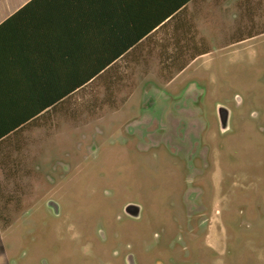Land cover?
<instances>
[{
  "label": "rangeland",
  "instance_id": "obj_1",
  "mask_svg": "<svg viewBox=\"0 0 264 264\" xmlns=\"http://www.w3.org/2000/svg\"><path fill=\"white\" fill-rule=\"evenodd\" d=\"M252 8L242 42L133 104L132 123L95 119L86 137L105 135L2 183L0 264H264V0Z\"/></svg>",
  "mask_w": 264,
  "mask_h": 264
},
{
  "label": "crops",
  "instance_id": "obj_2",
  "mask_svg": "<svg viewBox=\"0 0 264 264\" xmlns=\"http://www.w3.org/2000/svg\"><path fill=\"white\" fill-rule=\"evenodd\" d=\"M256 4L0 0V184L52 171L54 157L83 148L69 142L105 135L86 137L95 119L132 123L123 119L133 104L152 107L148 94L174 87L214 46L242 42Z\"/></svg>",
  "mask_w": 264,
  "mask_h": 264
},
{
  "label": "water",
  "instance_id": "obj_3",
  "mask_svg": "<svg viewBox=\"0 0 264 264\" xmlns=\"http://www.w3.org/2000/svg\"><path fill=\"white\" fill-rule=\"evenodd\" d=\"M218 120H219V126L221 130H225L227 128V122H228V110L225 108L219 107L218 109ZM48 206L51 207L54 214L58 213V207L54 203H48ZM124 212L126 215H128L131 218H138L140 214V207L134 204H128L124 208ZM128 264H133L132 258L127 259Z\"/></svg>",
  "mask_w": 264,
  "mask_h": 264
},
{
  "label": "trees",
  "instance_id": "obj_4",
  "mask_svg": "<svg viewBox=\"0 0 264 264\" xmlns=\"http://www.w3.org/2000/svg\"><path fill=\"white\" fill-rule=\"evenodd\" d=\"M88 79H89V77H86V78H85V81H87ZM82 83H83L82 80H80L79 83L77 84V86L75 85V86H73V87H75V88H76V87H80V85H82ZM63 95H65V94H63Z\"/></svg>",
  "mask_w": 264,
  "mask_h": 264
},
{
  "label": "clouds",
  "instance_id": "obj_5",
  "mask_svg": "<svg viewBox=\"0 0 264 264\" xmlns=\"http://www.w3.org/2000/svg\"><path fill=\"white\" fill-rule=\"evenodd\" d=\"M252 115L255 117V116H257V113L253 112Z\"/></svg>",
  "mask_w": 264,
  "mask_h": 264
},
{
  "label": "flooded vegetation",
  "instance_id": "obj_6",
  "mask_svg": "<svg viewBox=\"0 0 264 264\" xmlns=\"http://www.w3.org/2000/svg\"><path fill=\"white\" fill-rule=\"evenodd\" d=\"M190 142V141H189Z\"/></svg>",
  "mask_w": 264,
  "mask_h": 264
}]
</instances>
